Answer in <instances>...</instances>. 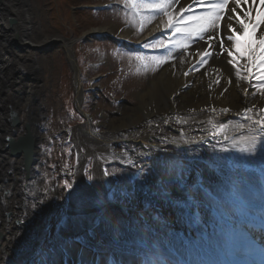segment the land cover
<instances>
[{
  "label": "bare ground",
  "instance_id": "bare-ground-1",
  "mask_svg": "<svg viewBox=\"0 0 264 264\" xmlns=\"http://www.w3.org/2000/svg\"><path fill=\"white\" fill-rule=\"evenodd\" d=\"M189 3L193 5L194 12H201L205 9L208 0H204V3H200L199 0L195 3L193 0H178L176 10L186 7ZM233 7L236 8V13L240 14L239 17L231 11ZM36 9L32 0H0V264L4 263L8 256L15 258L13 255L17 251L15 247L21 245L20 241H25L30 229L23 222L34 213L33 209H36L38 214L39 204L37 205L34 200L42 198L40 196L42 185L39 182V177L41 175L40 167L43 163H39L36 124L41 123L39 116L43 109L44 95L39 92L37 86L40 84L38 75L44 71V67L40 63V57H37L34 52L39 49H47L51 42L53 44L50 47L61 42L68 55L72 57L71 43H67L60 37L50 38V36H42L37 32V15L34 14ZM253 12L254 9H251L249 0L246 2L242 0L240 5H236L235 0H229L225 19L221 23L220 31L216 34L218 38L213 42L214 47L209 48L206 41L193 38L188 41L187 48L182 45L181 51L177 49L180 52L171 57L169 63L160 69L159 74L151 79L146 90L138 93L139 103L126 108L123 118L116 119V121L106 120L103 123V132L93 129L90 119H87L84 126L74 129L71 140L76 141L82 159L86 160V157L94 156L95 161L99 164L100 158L104 154L114 158H118L120 155L127 157L128 153L125 150L130 149L131 155L139 165L152 161L161 166V173L154 179L155 184L149 187L151 190L148 192L141 190L137 197L138 205L131 204L130 207H133L131 211L139 213L142 212L143 205L148 204L151 206L149 216L155 214L162 223L149 222L145 216L144 222L140 224L133 222L124 224L125 221L121 219L122 214L119 211L108 213L102 204H99L92 210L105 209L106 217L110 221L104 222L106 229H103L105 231L103 236L108 243H115L121 246L120 250L124 249L132 255L138 250L136 249L138 242L147 244L148 239L160 234L164 235L161 240L162 248L169 250L178 244V239L171 234L180 235L189 232L185 239H192L197 245L200 244V241L196 234L198 232L201 234V230L208 226L211 231L208 237H216L214 241L210 240L208 243L201 241L202 247L204 246L205 251L210 254H218L223 249L224 234L228 229V223L232 221L231 211L227 204L228 199L221 197V202L213 204L211 200L202 198L204 207L202 209L200 206L202 200L195 198L194 204L189 209H194L196 206L206 221L190 228L185 222L184 214L172 208L180 201L181 193L175 189L177 183L173 182L169 171L174 169L183 173L182 169L177 168L180 165L177 155L181 153L179 151L181 140L192 152L194 151L196 167L201 162L200 167L205 170L208 168L204 167L203 163L214 159L220 160V157H224L219 153L221 152L220 148L229 146L233 139L226 144L225 137L223 140L218 139L222 135L214 137L213 139L219 144H213L211 142L213 139L210 141V137L208 138L206 135L213 124L226 125L227 120L234 114H240L244 108L248 109L249 113L245 120L235 125H229L225 132L226 136L231 134L229 136L239 140L241 136L247 135L248 126L255 127L252 125V120L264 116L261 111L264 105V93L260 88H254V85L249 83L247 70L244 68L247 61L237 56L238 66L229 63L231 57L222 52L219 43V39L225 36L228 23H232L239 34V19L247 13L253 20ZM229 16L232 17L231 20H229ZM165 19L166 17L162 13L155 17L151 21L152 24L149 25L148 35L155 34L156 29L165 28ZM105 31L112 33V30L105 29ZM129 36H131V31L125 37L129 38ZM240 39L248 41L249 37L240 36ZM258 42L257 39L255 43ZM224 44L229 47L230 51H233V55H236L229 41L224 39ZM205 50H211L212 54L208 59H205L206 63L199 67V53ZM71 63L74 64L73 58H71ZM185 73L189 74L185 75ZM255 77H259V74ZM222 109L228 111H222ZM187 110L188 112L184 113ZM11 123L13 125H10ZM241 125L245 127H239ZM27 137H30L34 142L32 160L35 167H31L29 175L27 174V177H33L29 179L30 192L28 196L30 198H27V193L22 192L21 186L26 176L24 170L27 167L24 162L29 163L30 161V157L24 160L21 151L22 142ZM206 143L211 148L207 147ZM81 147L86 149V154H82ZM214 150L219 155L213 152ZM84 159L83 161H85ZM243 161L255 164L261 169V175L264 177V137L257 144L254 155L236 153L231 164H215V168L219 169L215 178L209 176V173L215 171L208 169L207 186L215 188L213 189L215 196L218 188H220L218 194L222 190L226 191L227 187L223 185L224 181L220 182L222 179L220 176L223 175L220 170L227 168L230 171L228 176L234 178L237 187L248 195L251 204L257 206V203L262 202L261 199L264 198V183L262 187L259 186L261 184L258 179L264 180V178H254L247 174L238 175V167L246 165ZM186 164L188 163L186 162ZM140 167L142 168V165ZM78 173L77 183L78 186L81 185L79 186L80 191L85 195L83 213L86 215L91 212L90 208L94 206V200L98 198V195L100 197V192L105 185L100 170L95 173L93 184L87 186L82 181L81 169ZM53 193L57 194V191L55 190ZM208 206L217 210L219 214L217 220L212 218L210 211L205 210ZM47 212L43 211V215H46ZM24 214L26 215L23 216ZM163 225H165L164 228H162ZM145 232L146 235L143 234ZM241 240H250L251 243L254 241L248 233H242ZM182 241L180 240V244L176 247L184 253L192 255L191 250L188 251L187 247L184 248L181 245ZM131 244L135 247L133 252L124 247L131 246ZM147 246L149 247V244ZM194 247L196 248V246ZM194 247L192 249H195ZM229 249L234 252L232 247ZM160 254L165 258L164 251L161 250ZM120 260L122 262L123 256L120 257ZM16 261L19 260L16 259Z\"/></svg>",
  "mask_w": 264,
  "mask_h": 264
},
{
  "label": "rangeland",
  "instance_id": "rangeland-1",
  "mask_svg": "<svg viewBox=\"0 0 264 264\" xmlns=\"http://www.w3.org/2000/svg\"><path fill=\"white\" fill-rule=\"evenodd\" d=\"M106 1L111 0H32V3H35L37 7L34 13L37 15V32L42 36H50V38L60 37L67 43H71V55L77 66L81 65L82 53L90 50L91 45L97 47L95 42L105 41L99 43L104 45L101 52H98L99 47L93 50L96 58L100 62H104L100 72L105 73V77L99 83H91L95 71L101 69H99L101 66L98 65V62H89V69L86 73L83 71L81 74L83 76V80H81L82 95L87 97L89 102L87 105L81 103L79 107L82 108L83 106L85 109L92 110L94 113L93 127L97 132L104 131L102 127L106 120L116 121V119L123 118L122 116L126 114V108L136 106L139 103L138 93L146 90L151 79L156 77L160 69L168 63L165 60L166 57L161 55H142L125 48L120 49L114 43L108 42L109 39L107 38L95 37L93 30L110 28L121 36L131 31L133 39H141L149 29V20H154L160 15L158 11L145 9L138 17L126 6V0H117L121 3L120 6L112 7L114 9L102 13L100 16L89 10L91 4ZM154 2L156 0L143 3ZM141 16L145 21L142 28L140 26ZM52 44L51 42L50 45ZM50 45L45 50L39 49L34 52L37 57H40V63L44 67V71L38 75L40 84L37 87L39 92L44 95L42 103L48 106L46 113L49 114V121L44 132V144L42 145V148L47 150L42 174L44 175L43 183L47 187H55L57 194L60 195L53 219H56V216L61 217V219L57 217V221L64 222L63 226L68 233L82 228L91 214L94 213L92 209L102 204L103 193L101 191L100 197L98 195V198L93 202L94 206L90 208L91 212L86 215L83 213L85 195L80 191L79 186L81 185L78 186L77 183V175L80 169L83 176L82 181L86 186L93 184V178L100 165H106L111 174L120 175L121 171L114 167L112 164L114 160L106 154L102 155L99 164L95 161L94 156H88L86 160L83 158L85 160L83 161L76 141L71 140L74 129L84 126L86 119H83L75 108L78 99L75 87L76 76L73 67L70 66V56L61 42L53 47ZM136 56L143 57V61L137 60ZM85 58L88 56L86 55ZM93 86L97 88L94 93L89 90ZM117 96L124 100L121 109L113 105L118 98ZM80 151L82 154L87 152L82 147ZM78 158L82 160L79 161ZM151 163L152 161L146 164L150 165ZM156 175H158L156 172H152L151 179L154 180ZM65 182L71 184L72 188L68 189ZM66 190H72L74 194L72 202L66 197ZM49 196L50 191L37 202V205L39 204L38 214L36 209H33L34 213L23 222L24 225L30 226L29 233L31 235L36 232V224L43 216L45 202L50 199ZM133 196L134 198L138 197L136 193ZM120 198L121 194L119 195ZM113 210L116 211V209ZM102 228H106V226L102 224ZM31 240L33 239L26 238L25 241H20L19 244L21 243V245L18 246L20 250H23L26 243Z\"/></svg>",
  "mask_w": 264,
  "mask_h": 264
},
{
  "label": "snow or ice",
  "instance_id": "snow-or-ice-1",
  "mask_svg": "<svg viewBox=\"0 0 264 264\" xmlns=\"http://www.w3.org/2000/svg\"><path fill=\"white\" fill-rule=\"evenodd\" d=\"M200 3H204V0H199ZM242 0H235L236 5H240ZM246 2V0H244ZM176 3L178 0H156L154 3H137V0H126V6L130 5L137 13L142 12L145 9L155 10L163 14L166 17L164 21V26L167 29H172L173 35L176 33H181L184 36L183 47L187 48L188 41L193 38H198L200 41H206L208 47H214V41L217 40V33L221 29V23L225 19V14L228 11L229 0H208L205 9L201 12H194L193 5L189 4L187 7H182L176 10ZM236 13V8L233 7L231 10ZM187 13V15H185ZM239 17V13H236ZM232 17L229 16V20ZM143 20V16H141ZM264 23V12L261 13V20H252L247 13L244 14L243 18L238 21V27L240 29L239 34H237V28L233 27L232 23L226 25V32L223 38L219 39L220 47L222 52L228 54L231 59L229 63L237 65V56L240 59H245L247 63L244 68L247 70L249 80L252 76L253 69H264V35L257 37V29L260 25ZM251 25L252 38L248 41H243L240 36H248L249 28ZM142 27V25H141ZM224 39L230 42L231 48L234 50L236 55H233V51L229 50V47L225 46ZM259 43H255L256 40ZM255 44V46H254ZM162 46L166 47L163 40H157L154 45L145 44L143 47L147 48L150 46ZM211 53L207 50L199 53L200 62L203 63L206 58H208ZM137 60L143 61V57L136 56ZM259 78L261 81L260 90L264 93V71H260ZM187 75V73H185ZM219 83V81H217ZM222 111H228L227 109H222ZM251 119V118H248ZM209 123H212L209 121ZM252 126L247 127V135H243L239 140L233 138L230 145L227 147H221L220 151L224 153H229L232 150H236L240 153H248L249 155H254L256 146L261 142V138L264 137V116L252 120ZM214 128H219L223 130L224 125L213 124ZM241 128L245 126H239ZM215 135V133H213ZM228 137L225 136V140ZM176 142V141H173ZM129 164H133L132 160H128ZM133 166H135L133 164ZM108 170L104 171V175H108ZM68 189L72 188V185L65 182ZM202 186V185H201Z\"/></svg>",
  "mask_w": 264,
  "mask_h": 264
},
{
  "label": "water",
  "instance_id": "water-1",
  "mask_svg": "<svg viewBox=\"0 0 264 264\" xmlns=\"http://www.w3.org/2000/svg\"><path fill=\"white\" fill-rule=\"evenodd\" d=\"M29 147H30V145H25V146L23 147V150L25 151V154H29V153H28V151H29Z\"/></svg>",
  "mask_w": 264,
  "mask_h": 264
}]
</instances>
